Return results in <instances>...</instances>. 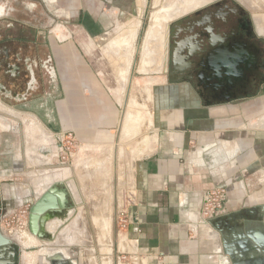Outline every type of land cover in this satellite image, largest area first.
Segmentation results:
<instances>
[{
  "label": "rangeland",
  "instance_id": "obj_1",
  "mask_svg": "<svg viewBox=\"0 0 264 264\" xmlns=\"http://www.w3.org/2000/svg\"><path fill=\"white\" fill-rule=\"evenodd\" d=\"M47 1L54 2V0ZM231 1L234 2V0ZM25 2L26 0L24 4H20L18 7L20 15L0 16L1 35H9L8 32L4 31L11 29L17 35H28L29 37L33 35L35 38L44 37V40H48L49 53L47 56L50 55L56 72L55 78L52 79L53 83L58 81L59 75L57 73L58 68L55 66L56 64L54 65L55 62L57 63V58L56 55L53 58L52 53H57L62 58L68 59L72 56L73 61L71 62L65 59L64 70L71 73L74 66L75 70L78 69L80 72L82 69V86L88 87L94 95L96 92H100L107 98L108 104L113 110L115 122L114 127L111 131L108 130L109 132L101 141H83L77 138L74 132L66 131L62 138L64 141L62 152H57L59 148L57 138L49 134V145L45 147V151L41 152L40 150L44 147V133L39 134L35 124L21 123V128L24 130L22 133L18 129V144H16L15 137L11 138L8 129H6L9 123L8 118L2 113L0 127V204L6 206L7 212L4 220L0 221L1 231L12 242L17 243L23 251L19 264L24 263V255L28 257L24 264H45L43 261L45 258L42 256H51L56 252H63L73 261H75L74 258H77L78 263L75 261L76 264H102L107 261L114 264L111 259L112 250L108 255L107 249H112L116 236L118 207L122 208L128 200L131 187H133L131 168L135 160L151 151L147 150L149 145L155 146L156 119H159V115L155 112L156 104L153 100V94L159 93L156 85L162 83L167 77L162 71L165 70L164 62L167 56L168 25L173 20L178 18L180 20L183 15L185 18L190 16V13L197 8L213 5L219 1L75 0L76 3L74 4L66 1L62 2L61 5L57 3L58 7L50 6L51 11L49 12L38 1L37 6L39 8L36 13H32L34 17H37L36 20L27 16L30 15L31 9L25 5ZM77 2L80 3L81 11L85 14L84 18L89 22L87 25L94 28L91 33L93 38L85 42L87 55L81 54L82 58L78 53L80 50L77 46V37L84 35V32L82 30L80 33L79 28L73 26L75 16L72 6H77ZM180 2L186 5L187 9L179 11V13L175 12L165 23L160 38L163 44L160 56L157 61L155 59L153 62L148 60L147 62L151 64L146 62V68L143 67L144 69L141 71L143 73H141L139 66L152 15L162 11L166 5L173 7V4L177 3L175 5L177 8V6H181ZM245 2L255 5L254 8H246L250 10V13L253 12L257 23L256 31L260 34L258 29H264V0H245ZM54 11L65 12V16L56 14L55 16ZM42 13L48 16H42ZM11 23V28L6 27ZM128 33L134 34L129 35ZM260 35L264 36V34ZM123 36L126 39L130 38L127 45L124 44L125 41L127 42L126 39L122 41L123 43H119L121 39L125 38ZM113 38L118 42L116 46ZM211 38V40L215 39L213 35ZM112 42H114V47H112ZM181 43H177L173 47V69L178 73V79L188 65L179 54L182 48ZM38 45L40 48L42 47V44ZM107 45L109 46L107 47ZM125 47L128 53L124 58L121 53L126 50ZM43 48L36 53L32 52L31 59H42L45 56L46 47ZM189 50L194 52V47H190ZM78 61L82 67L79 66ZM182 63L181 67L176 65ZM23 74L26 79V74ZM42 76L45 78L40 71H35L37 80V90L33 93L35 100L42 97V86L44 85ZM146 84L148 85L146 86ZM143 87H147L149 92ZM143 90L144 92H142ZM86 95L89 97V92H86ZM261 96V94L258 96L259 107L257 110L254 108L252 112H247L246 106L249 103L242 106L244 109L242 113L238 110L241 108L235 107L230 109L231 111L226 109V114L238 116L243 122V130L256 129L264 132V96ZM161 102L162 99L160 104H162ZM29 109L32 115L37 117L42 115L41 111H37V108L33 106ZM137 110L140 113H137ZM138 116H141V119ZM23 117L27 116L24 115ZM23 117H20L19 120H22ZM32 120L35 121L34 117ZM248 121H252V123ZM20 132L25 137L22 141ZM145 140H148L145 144L148 147L142 145ZM148 143L150 144L148 145ZM152 147L149 149L154 148ZM141 150L144 152L141 153ZM53 183L67 184L70 191L69 209L62 215L55 216L56 220L47 228L57 239L52 242L37 239L28 230V217L27 227L23 229L24 232L7 234L11 229L19 230L18 220L15 218L16 211L13 212V210L24 209L26 206L30 207L34 201V195L35 197L38 196ZM52 243L54 245L58 243V245L53 247Z\"/></svg>",
  "mask_w": 264,
  "mask_h": 264
},
{
  "label": "crops",
  "instance_id": "obj_2",
  "mask_svg": "<svg viewBox=\"0 0 264 264\" xmlns=\"http://www.w3.org/2000/svg\"><path fill=\"white\" fill-rule=\"evenodd\" d=\"M52 55L57 58L58 81L43 85L41 99L35 100L37 88L28 79L35 73L26 74L25 79L19 70L6 66L11 61L0 53V127L4 113L9 121L6 129L18 144V129L24 130L21 123L35 124L37 132L45 135L41 152L52 132L72 131L83 141L103 140L115 122L107 98L82 86V69L64 70L65 59L71 62L72 56ZM258 101L246 107L257 110ZM161 103L155 146L133 163V187L128 200L118 207L117 214L125 212L128 224L124 229L117 227L112 249H107L108 255L112 250V262L232 264L231 255L235 264H254L240 249L237 237L248 223L254 238L262 222L258 208L264 205V132L243 130L238 116L226 114L225 109L236 106H209L205 114L190 117L175 116L181 107L169 99L164 103L162 98ZM31 106L42 115H32ZM215 189L225 192L224 212L211 225L201 217L202 196Z\"/></svg>",
  "mask_w": 264,
  "mask_h": 264
},
{
  "label": "flooded vegetation",
  "instance_id": "obj_3",
  "mask_svg": "<svg viewBox=\"0 0 264 264\" xmlns=\"http://www.w3.org/2000/svg\"><path fill=\"white\" fill-rule=\"evenodd\" d=\"M24 1L0 0L2 8L0 16L18 15V7L24 4ZM38 1L46 7L47 12L51 11L50 6L58 7L57 3L59 5L66 1L70 4L76 3L75 0L54 2L26 0L25 5L31 9L30 15L27 16L34 20L37 17L32 13L38 10ZM218 1L213 5L207 4L208 6L197 8L186 18L183 15L180 20L178 18L169 23L165 70L162 71L167 77L156 85L159 93L153 94L157 115L162 98L164 102L169 99L170 102L180 105V110L174 112L175 116L177 114L184 116L186 113L193 117L205 114L206 107L209 106L237 107L255 104L260 94L264 96V36L257 33L253 12L250 13L246 8H254L255 5L245 0ZM79 4L72 6L75 16L73 26L79 28L80 33L82 30L84 32V35L77 37V46L80 50L78 53L82 58L81 54H86L85 42L93 38L91 33L94 28L87 25L89 22L84 18L85 14ZM54 12V15L65 16V12ZM46 15L42 13V16ZM6 27L11 28L12 23ZM4 32H8L9 35L2 36L0 33V53L11 61L6 66L10 65L12 69L19 70L20 74L33 75L35 71H40L45 76V78L42 76L43 84L51 82L55 73L52 59L50 55L47 56L48 40H44V37L35 38L33 35L30 37L17 35L11 29ZM212 35L216 37L214 40H211ZM180 42L182 48L179 54L188 65L182 71L184 75L178 79V73L173 69V47ZM38 44H42L41 48L46 47L45 56L32 60V52L36 53L41 49ZM192 46L194 52L189 50ZM28 79L34 86L37 85L35 77ZM253 106L248 107L246 111L250 112L251 108H255ZM238 110L242 113V109ZM220 113L225 114L223 111Z\"/></svg>",
  "mask_w": 264,
  "mask_h": 264
},
{
  "label": "water",
  "instance_id": "obj_4",
  "mask_svg": "<svg viewBox=\"0 0 264 264\" xmlns=\"http://www.w3.org/2000/svg\"><path fill=\"white\" fill-rule=\"evenodd\" d=\"M69 196V187L63 183L50 184L38 196L34 195V201L28 213L29 232L39 240L55 241L57 238L46 228L45 221L47 218L60 216L69 209ZM6 212V206L0 204V221ZM258 219L262 222L257 224L259 232L255 233L254 238L248 223H246L241 234H238L237 243L242 252L248 255V258L253 259L251 261L254 264H264V205L258 208ZM216 221L215 218L209 220L208 223L214 225ZM52 245L55 247L58 243L55 245L52 243ZM43 257L46 259V264H76L71 257L65 256L63 252ZM230 259L232 264H235L231 255ZM20 261L21 249L19 245L7 238L0 228V264H19Z\"/></svg>",
  "mask_w": 264,
  "mask_h": 264
},
{
  "label": "bare ground",
  "instance_id": "obj_5",
  "mask_svg": "<svg viewBox=\"0 0 264 264\" xmlns=\"http://www.w3.org/2000/svg\"><path fill=\"white\" fill-rule=\"evenodd\" d=\"M171 1V0H170ZM142 2V1H141ZM174 2H175V0H174ZM169 3V2H168ZM177 4V3H176ZM175 3L173 4V7L172 6H170V4H169V6L170 7H168L167 5L164 7V9L162 10V11H160V12H156V13H154L153 15H152V17H151V21H150V24H149V27H148V29H147V32H146V39H145V47H144V51L142 52V60H141V64H140V66H139V69H140V72L144 69L143 67H145L146 68V65H145V63L148 61V60H152V62H153V60L155 59L156 61H157V59L159 58V56H160V51L162 50V43H161V41H160V38H161V36H162V32H163V29H164V25H165V23L168 21V19H170L171 17H172V15H174V13L175 12H177V13H179V11H184L185 9H187V6L186 5H184L183 3H181L180 2V5L181 6H177V8H180V9H178L177 10V8L175 7V5H176ZM172 5V4H171ZM1 12H2V8H0V14H1ZM123 22V21H122ZM258 32L260 33V34H264V29H258ZM123 33V32H122ZM126 33V32H125ZM129 34V33H128ZM128 34H126V35H128ZM131 34V33H130ZM129 34V35H130ZM134 33H132L131 35H133ZM125 35V36H126ZM125 36H123V37H125ZM214 36V35H213ZM118 37V36H117ZM122 37V38H123ZM128 37V36H127ZM214 38H216L215 36H214ZM114 39V38H113ZM124 39H126V37L125 38H123V39H121L120 40V37H119V43L121 42V43H123L122 41H124ZM129 39L130 38H127L126 40H127V42L125 41L124 42V44L126 43V45H127V43H128V41H129ZM131 39H132V37H131ZM116 39H114L113 41L114 42H116L115 41ZM118 41V40H117ZM114 42H112V47H114L113 46V43ZM131 42H132V40H131ZM115 44V46H116V44H118V42H116V43H114ZM109 45H111L110 43H109ZM109 45H107V47L109 46ZM118 46V45H117ZM106 47V46H105ZM121 47L123 48V45H121ZM111 49V48H110ZM116 49H117V47H116ZM125 49H126V47H125ZM124 49V50H125ZM114 52V51H113ZM122 52V51H121ZM119 53V52H118ZM128 53V51H127V49L125 50V51H123L122 53H121V56H122V54H123V57L125 58L126 56V54ZM144 53V54H143ZM149 62H151V61H149ZM148 63V62H147ZM148 64H151V63H148ZM178 67H181L182 65H183V63L182 64H176ZM147 67H149V66H147ZM146 71H147V69H145ZM145 72V71H144ZM141 73H143V72H141ZM184 74L182 73V76H183ZM148 84H146V86H147ZM145 87V86H144ZM143 87V88H144ZM149 87V86H148ZM147 88V87H146ZM146 88H144V90L146 89ZM148 89V88H147ZM147 89H146V91H147ZM144 90L142 91V92H144ZM149 90H150V87H149ZM147 92H149V91H147ZM142 94V93H141ZM144 94V93H143ZM150 94V93H149ZM145 95H146V92H145ZM148 95V94H147ZM150 98V97H149ZM143 100H145V99H143ZM149 101V100H148ZM150 102V101H149ZM142 108V107H141ZM138 111V110H137ZM139 111H140V109H139ZM137 112V113H140V112ZM135 112V111H134ZM146 113V112H145ZM140 115V114H139ZM142 115V114H141ZM150 115V114H149ZM125 116V115H124ZM123 117V116H122ZM141 117V116H140ZM139 116H138V118H140ZM124 118V117H123ZM141 119V118H140ZM123 121V120H122ZM135 121H136V119H135ZM133 122H134V120H133ZM136 124V123H135ZM137 126V125H136ZM131 128V127H130ZM133 128V127H132ZM135 129V128H134ZM138 130V129H137ZM126 131H128V130H126ZM136 132V131H135ZM137 134V133H136ZM135 135V134H134ZM125 136V135H124ZM122 137V136H121ZM125 138V137H124ZM154 138V137H153ZM148 141V140H147ZM147 141L145 140V143H143L142 145H144L145 147L147 146V145H145L146 143H147ZM152 141V140H151ZM151 143V142H150ZM150 143H148V145L150 144ZM153 143H154V140H153ZM148 147V146H147ZM149 147H152V146H150L149 145ZM149 147H148V149L147 150H152L151 148L149 149ZM154 147V146H153ZM152 147V148H153ZM144 148V147H143ZM146 150V149H145ZM144 151L143 150H141V153H143ZM139 155H141L140 153H138ZM137 154V155H138ZM137 159V158H136ZM94 162V161H93ZM97 162V161H96ZM92 163V162H91ZM83 165V164H82ZM91 166H93V165H91ZM90 166V167H91ZM95 167V166H94ZM98 167V166H97ZM81 168V167H80ZM90 183V182H89ZM56 219L55 218H47L46 219V221H45V226H46V228H49V226L55 221ZM107 219H105V221H106ZM50 221H51V223H50ZM106 222H108V220L106 221ZM106 225V224H105ZM108 225V224H107ZM17 236V235H16ZM18 238V237H17ZM17 238H15V239H17ZM17 241V240H16ZM23 244V243H22ZM25 256V258H24V263H26L27 262V259H28V257L26 256V255H24ZM45 261H46V259H45Z\"/></svg>",
  "mask_w": 264,
  "mask_h": 264
},
{
  "label": "built area",
  "instance_id": "obj_6",
  "mask_svg": "<svg viewBox=\"0 0 264 264\" xmlns=\"http://www.w3.org/2000/svg\"><path fill=\"white\" fill-rule=\"evenodd\" d=\"M52 136L57 138V141L59 143H57V145L59 146V148L57 149V152H62L63 151V147H64V141H63V137L65 132H57L51 133ZM68 143V142H67ZM57 156V154H56ZM203 205L201 208V217L205 222H208L211 219H217L218 216H220L223 212H224V198H225V192L223 189H215V190H209V191H205L203 193ZM29 208L28 206H26L24 209H19V210H13V212L16 211V215L15 218L18 220V226H19V230L18 229H11L9 232H7V234H12L13 232H24L23 229H25L27 227V217H28V213H29ZM118 217L116 220V225L119 229H124L126 228L127 224H128V218L125 214V212H123L122 210L118 212ZM6 217V214L2 217L1 220H4V218ZM1 225V224H0ZM195 228L191 229V233L195 235ZM21 249V248H20ZM23 251L21 250V255H22Z\"/></svg>",
  "mask_w": 264,
  "mask_h": 264
}]
</instances>
